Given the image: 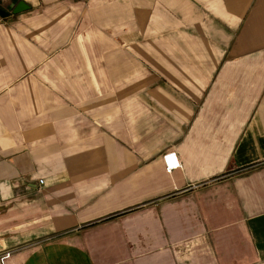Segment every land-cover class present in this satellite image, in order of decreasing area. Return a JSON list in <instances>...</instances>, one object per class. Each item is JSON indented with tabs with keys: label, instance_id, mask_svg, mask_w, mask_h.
I'll list each match as a JSON object with an SVG mask.
<instances>
[{
	"label": "crops",
	"instance_id": "0c3cea01",
	"mask_svg": "<svg viewBox=\"0 0 264 264\" xmlns=\"http://www.w3.org/2000/svg\"><path fill=\"white\" fill-rule=\"evenodd\" d=\"M20 3L0 264H264V0Z\"/></svg>",
	"mask_w": 264,
	"mask_h": 264
},
{
	"label": "built area",
	"instance_id": "2783aa9c",
	"mask_svg": "<svg viewBox=\"0 0 264 264\" xmlns=\"http://www.w3.org/2000/svg\"><path fill=\"white\" fill-rule=\"evenodd\" d=\"M0 20L2 19L0 18ZM162 160L165 171L168 174H172L181 168V163L179 161L178 155L175 152H167L163 154ZM39 186H44L43 180L39 182Z\"/></svg>",
	"mask_w": 264,
	"mask_h": 264
},
{
	"label": "water",
	"instance_id": "95a60500",
	"mask_svg": "<svg viewBox=\"0 0 264 264\" xmlns=\"http://www.w3.org/2000/svg\"><path fill=\"white\" fill-rule=\"evenodd\" d=\"M28 7L25 6V4L20 3L14 10H9V9H4L1 5H0V18L1 19H6L9 17V15L12 14H19L25 10H27Z\"/></svg>",
	"mask_w": 264,
	"mask_h": 264
},
{
	"label": "rangeland",
	"instance_id": "374dc122",
	"mask_svg": "<svg viewBox=\"0 0 264 264\" xmlns=\"http://www.w3.org/2000/svg\"><path fill=\"white\" fill-rule=\"evenodd\" d=\"M1 21V20H0Z\"/></svg>",
	"mask_w": 264,
	"mask_h": 264
}]
</instances>
